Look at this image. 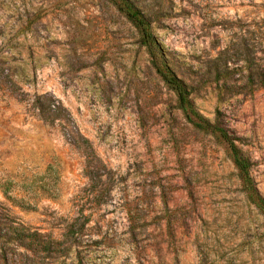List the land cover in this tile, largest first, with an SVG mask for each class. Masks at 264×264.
<instances>
[{"label":"rangeland","instance_id":"1","mask_svg":"<svg viewBox=\"0 0 264 264\" xmlns=\"http://www.w3.org/2000/svg\"><path fill=\"white\" fill-rule=\"evenodd\" d=\"M135 1L196 109L242 138L264 196V87L219 103L210 83L225 64L240 78L241 35L264 48V0ZM0 54V204L55 240L22 264H264V215L225 145L185 119L112 4L0 0Z\"/></svg>","mask_w":264,"mask_h":264},{"label":"trees","instance_id":"2","mask_svg":"<svg viewBox=\"0 0 264 264\" xmlns=\"http://www.w3.org/2000/svg\"><path fill=\"white\" fill-rule=\"evenodd\" d=\"M106 1L112 4L135 28L140 45L149 54L156 73L175 94L177 107L182 111L185 119L194 128L215 136L225 145L227 154L237 169L247 199L264 215V196L259 191L252 176V159L237 143L242 138L231 136L225 128L220 126V109H217L215 121L206 118L196 109L192 100L195 86L180 78L175 72L170 55L166 53L155 36L151 15L140 8L135 0ZM258 39L259 44L262 45L264 37ZM259 53H263L264 56V48H257L241 35L240 78H235L236 72L240 69L227 64L223 67L217 66L214 74L210 76V83L215 85L219 103H223L227 98L237 95H252L257 89L264 87V58H261ZM1 57L2 54H0ZM4 63V61H0V83L8 77ZM43 97L38 96L35 100V107L40 117L50 123L61 119V112L65 109L64 106L62 104L55 105L53 101L45 104L40 101ZM1 189L7 199H12L17 203L18 200L10 194V187L7 186ZM0 241L2 243L0 259L3 264H22L23 258H17V255H23V257L30 260L31 256H36L39 253H50L55 243V240L48 235L18 222L17 217L10 208L1 204ZM72 244L71 246H73ZM74 245H76V242Z\"/></svg>","mask_w":264,"mask_h":264}]
</instances>
